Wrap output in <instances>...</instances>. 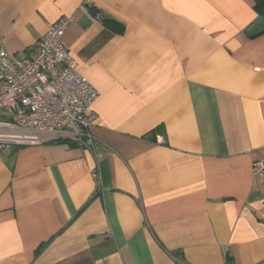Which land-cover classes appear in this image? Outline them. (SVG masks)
I'll list each match as a JSON object with an SVG mask.
<instances>
[{
	"label": "crops",
	"instance_id": "crops-1",
	"mask_svg": "<svg viewBox=\"0 0 264 264\" xmlns=\"http://www.w3.org/2000/svg\"><path fill=\"white\" fill-rule=\"evenodd\" d=\"M62 16L94 148L31 130L0 153V264H264L253 0H0V45L30 56Z\"/></svg>",
	"mask_w": 264,
	"mask_h": 264
},
{
	"label": "built area",
	"instance_id": "built-area-1",
	"mask_svg": "<svg viewBox=\"0 0 264 264\" xmlns=\"http://www.w3.org/2000/svg\"><path fill=\"white\" fill-rule=\"evenodd\" d=\"M72 22V16L51 22L27 57L9 55L0 45V153L15 144L36 142V135L26 133L31 130L94 148L91 128L99 92L75 71L63 44ZM251 172L264 177L263 158L251 162Z\"/></svg>",
	"mask_w": 264,
	"mask_h": 264
},
{
	"label": "trees",
	"instance_id": "trees-1",
	"mask_svg": "<svg viewBox=\"0 0 264 264\" xmlns=\"http://www.w3.org/2000/svg\"><path fill=\"white\" fill-rule=\"evenodd\" d=\"M253 2H254V10L257 13V15L264 17V0H253ZM102 20L106 25L112 27V29H114V30L122 31V29H123V25L114 19L104 17ZM146 136L147 135H145V137ZM39 249L40 248L37 249V251H36L37 253H38Z\"/></svg>",
	"mask_w": 264,
	"mask_h": 264
}]
</instances>
